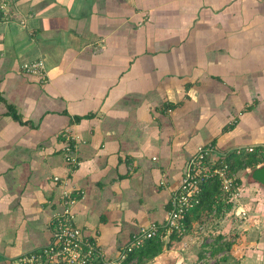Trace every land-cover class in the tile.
I'll return each instance as SVG.
<instances>
[{"label":"crops","instance_id":"1","mask_svg":"<svg viewBox=\"0 0 264 264\" xmlns=\"http://www.w3.org/2000/svg\"><path fill=\"white\" fill-rule=\"evenodd\" d=\"M34 60L44 79L22 69ZM208 142L264 148V0H13L12 17L0 16V259L50 242L64 191L73 225L116 258L141 227L164 223ZM246 159L235 170L244 218L264 211L259 166ZM252 221L247 246L230 251L239 264L264 261ZM185 236L163 235L144 264H193Z\"/></svg>","mask_w":264,"mask_h":264},{"label":"built area","instance_id":"2","mask_svg":"<svg viewBox=\"0 0 264 264\" xmlns=\"http://www.w3.org/2000/svg\"><path fill=\"white\" fill-rule=\"evenodd\" d=\"M13 14V0H0V16L10 19ZM22 69L39 78L46 77L45 64L41 60L23 63ZM68 134V133H67ZM63 148L65 162L69 167H76L78 159L74 145L67 138ZM75 139L74 137H71ZM253 151V147L237 146L230 150L219 151L213 143L198 145L189 157L179 186L173 191L169 201L167 216L162 224L151 223L141 227L122 247L114 259L106 257L98 247L96 240L85 235L73 225L70 207L75 198L69 191H64L61 211L54 215L50 242L43 248L19 256L0 259V264H123L128 255L140 248L143 243L156 236L183 234L186 230L187 214L201 203V194L205 184L219 183L222 195L234 199L238 194L236 171L231 167L234 156L244 159ZM59 181L58 177L53 178ZM237 215L244 217L245 212Z\"/></svg>","mask_w":264,"mask_h":264},{"label":"rangeland","instance_id":"3","mask_svg":"<svg viewBox=\"0 0 264 264\" xmlns=\"http://www.w3.org/2000/svg\"><path fill=\"white\" fill-rule=\"evenodd\" d=\"M239 174L240 172L238 171V175ZM253 179L257 182L264 183V166L255 170ZM235 198L228 199L220 194L217 201L214 203L215 206H210V208L207 209L204 205V208L201 209V211H198L196 215L192 216L187 231L183 234L175 235L176 239L179 238V236L186 235L190 238L189 244H194L192 246L195 247V254L200 256L197 257V260H195L193 264L200 263V260L202 261V264H219L228 260L230 261V264H239L240 259L230 252L232 246L237 243L247 246V243H245L244 240H248L246 237L247 232L251 229L249 224L253 222L252 219L255 218L257 221L259 220L257 222V227L264 228V221L260 220L262 216H260V218L257 217L264 213V211L260 210L257 211L258 213H255V215L252 214L251 216L254 217H238L234 209ZM244 198L246 199V195L238 197V200H243ZM236 222L239 224V227L234 225ZM256 242L258 243V239ZM262 244L263 242L261 245ZM249 248L254 249L253 246H250ZM258 248L262 249L260 246ZM258 248H256V250H259ZM262 258V255H257L255 260L258 264H263L264 261Z\"/></svg>","mask_w":264,"mask_h":264},{"label":"trees","instance_id":"4","mask_svg":"<svg viewBox=\"0 0 264 264\" xmlns=\"http://www.w3.org/2000/svg\"><path fill=\"white\" fill-rule=\"evenodd\" d=\"M258 149H254L251 153L247 155V159L245 162V167L248 166L250 169H254V166H259V168L264 166V148L261 149V154L258 155L257 153ZM263 156V157H262ZM239 162V163H237ZM187 163V162H186ZM231 167L233 170H238L241 168V161L239 157L234 156L231 162ZM254 165V166H253ZM254 167V168H252ZM253 171V170H251ZM237 185L240 184V179L236 180ZM222 194L219 188V183L217 180H215L213 183L205 184L203 186L202 194H201V203L199 206H197L195 209L191 210L186 217L185 220V227L187 231L188 223L192 219V216L196 215L198 211H201V209L204 208H210L215 206V202L218 199V196ZM176 234L173 233L170 236L176 237ZM178 237V236H177ZM164 244L161 240L160 236H156L152 239L146 240L143 245L131 252L123 264H130V262L133 259H136L137 264H144L145 262L157 257L159 254L163 252ZM216 251V250H215ZM214 252V251H213ZM56 264H63V263H56Z\"/></svg>","mask_w":264,"mask_h":264}]
</instances>
